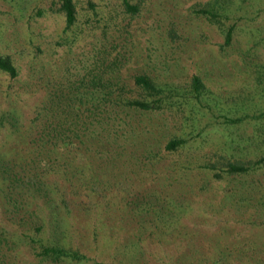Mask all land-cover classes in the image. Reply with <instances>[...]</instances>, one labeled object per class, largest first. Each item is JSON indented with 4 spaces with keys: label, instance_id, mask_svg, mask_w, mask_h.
I'll list each match as a JSON object with an SVG mask.
<instances>
[{
    "label": "rangeland",
    "instance_id": "rangeland-1",
    "mask_svg": "<svg viewBox=\"0 0 264 264\" xmlns=\"http://www.w3.org/2000/svg\"><path fill=\"white\" fill-rule=\"evenodd\" d=\"M72 1L64 29L57 0H0V53L16 67L0 70V151L51 188L48 202L24 191L28 230L82 252L78 264H264V160L251 163L264 153V0ZM84 74L108 93L87 135L63 154L32 143L41 105ZM83 88L80 109L97 100ZM6 207L0 190V224L15 229Z\"/></svg>",
    "mask_w": 264,
    "mask_h": 264
},
{
    "label": "trees",
    "instance_id": "trees-1",
    "mask_svg": "<svg viewBox=\"0 0 264 264\" xmlns=\"http://www.w3.org/2000/svg\"><path fill=\"white\" fill-rule=\"evenodd\" d=\"M56 11L62 13L64 18L63 28H69L75 19V8L72 0H57ZM126 8L134 9L127 0H123ZM231 37V26H228L223 35V42L226 44ZM0 70L6 72L10 77L16 74V67L12 62V59L8 54L0 53ZM102 74H84L72 83L66 81L69 86L65 91L59 90L54 94L49 104L43 103L41 105V112L37 117L39 118L38 125L36 126L35 133L31 137V142L38 147H50V150L56 153L63 154V150H73L77 147L78 141L89 132L86 117H90V113L97 115L100 108L101 100L107 98V91H105ZM193 85L196 86L198 78L193 76ZM134 81L146 91L153 89L151 79L146 74L134 75ZM83 86L82 92L85 97V101L89 100V96H96L97 100L91 102V107L80 109L76 97L77 87ZM90 91H88V87ZM127 103L134 104L142 108L154 107V104L142 102L139 100H130ZM87 111L88 113H84ZM94 121L100 122L99 118H94ZM14 127V124L12 123ZM182 138H170L165 143L167 148H173L180 143ZM40 158V166L45 167V170L49 168V161ZM56 156L54 155V159ZM47 159V158H46ZM264 160V153L258 155L251 163H259ZM28 163L22 161L20 156H14L12 153H4L0 151V190L3 193L4 202L7 205L8 211L13 214L12 223L16 225L15 229L7 228L0 224V264H26V258L22 257L21 252L31 254L36 258L37 264H78L85 258L84 254L76 249L52 244L46 242L40 236H35L28 230L32 219L30 217L31 211L22 203V199L25 198L24 192L27 190V186L34 185L33 188L39 194L41 189L44 201L48 202L51 196L50 186H42L40 181V174H32L29 168L26 167ZM228 171H245L248 166L245 164L228 163ZM43 188V189H42ZM21 199V200H20ZM23 204V205H22ZM25 206V207H24ZM25 209L24 213H20ZM20 213V214H19ZM30 218H29V217ZM12 218V217H11ZM35 230L40 229V226H33ZM96 264V263H95ZM97 264H103L98 262Z\"/></svg>",
    "mask_w": 264,
    "mask_h": 264
}]
</instances>
